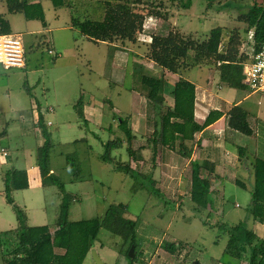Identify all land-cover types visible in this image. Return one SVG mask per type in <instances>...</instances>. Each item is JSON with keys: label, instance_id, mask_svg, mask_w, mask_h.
I'll return each instance as SVG.
<instances>
[{"label": "rangeland", "instance_id": "obj_1", "mask_svg": "<svg viewBox=\"0 0 264 264\" xmlns=\"http://www.w3.org/2000/svg\"><path fill=\"white\" fill-rule=\"evenodd\" d=\"M137 1L136 7L145 14L148 11H161L169 15L168 20L145 16V27L143 26L142 32L138 35L143 55H148L146 46L150 45L151 36L167 35L175 27L198 43L207 41L212 30L221 28L220 52L226 54L237 51L243 68L252 60L254 30L250 33L246 32L247 25L240 22L239 17L247 13L256 0H192L191 7L187 10L179 6L178 1L174 3L171 0ZM132 2L133 0H116L114 4L131 5ZM257 2L264 3V0ZM70 3H73V10L56 9L50 0H44L51 31L41 34L33 32L35 26L43 30L40 21L29 26L24 15L15 14L13 32L25 35L28 47L27 68L5 70L1 67L0 94L5 88L12 89L13 95L21 94L29 103L30 97L24 87L27 82V88L41 104L47 109H53V112L50 110L47 114V120L53 124L50 130L54 147L51 151L50 163L56 171V176L65 186V194H61L63 196L60 199L58 189L54 188L52 191L55 192L45 196L43 194L42 199L45 201L46 198V201L40 205L44 207L43 210L38 209L35 202L31 209L26 210L23 194L19 192L21 194H18L17 200L25 220L29 219V225L49 223L54 227L60 205L66 196L70 197L69 220L73 222L101 218L112 205L124 204L128 206L125 217L138 223L136 238L138 246L135 248L138 257L134 264H247L245 261L234 260L224 255L228 237L217 227L219 224L236 225L241 221H247L257 235L264 239V224L254 223L248 214L251 204L249 191L253 183L252 167L256 160V155L254 157L251 155L253 154L251 149L256 150L257 143L253 141L251 146L248 145L251 154H248L245 158L247 161L244 162L243 159L240 160L237 149L231 148L232 155L231 152H226L229 150L226 148L227 141L219 142L222 149H226L224 152L228 153L231 164L229 171L226 167L223 171L216 169L213 173L202 171L203 177L211 183L213 216L210 221L216 224L214 228L205 226L196 218L190 206L192 162L197 159L196 162L201 164L205 161L204 156H196L195 159L193 156L191 159L184 158L178 152L179 143L176 151L159 146L155 162L152 160L151 149L141 154L139 148L148 146V140L154 134L156 126H159L158 112L156 115L152 104L146 100L143 108L137 109L138 117L135 122L128 123L129 127L142 135L132 142V148L137 157L143 155L145 163L130 156L127 136L119 127L118 120L120 117L128 119L130 115L128 104L131 94L128 87L131 84L130 80L125 88L110 85L107 77L110 70L111 47L95 44L83 38L77 31L62 29L69 26L71 17L102 21L105 15L104 4L96 0H70ZM226 3H233L234 6L221 10ZM48 46L55 47L58 56L61 55L55 58L56 61L48 54ZM191 55H194V52ZM200 64L193 69L194 71L184 70L186 78L188 75L193 78L194 73L201 70L205 71L208 81L212 82L210 87L232 89L219 81V64L215 59H207ZM128 70L130 77L132 71L130 72L129 68ZM246 94L252 95L249 89L239 91V95ZM91 97L101 101L107 100V110L113 106L111 109L115 116L112 119L114 113L109 111V115L106 114L108 118L105 119V123L103 122L104 126L113 123L112 132L97 131L99 137L91 132L94 126L87 124L80 112ZM263 98L261 95L253 94L245 106L255 113L259 111L264 121ZM259 102H262L261 105ZM8 105L9 103L1 95L0 117L6 110L9 115H15L12 114V110L9 111ZM15 127L11 126L12 141L10 142L16 150L17 145L25 142L30 146L35 145L34 138L24 141L20 134L12 133ZM119 139L124 143L121 149L111 153L114 163L130 164L134 170L143 175L152 174L155 189L163 193V197L141 188L132 178L116 171L114 166L100 159L105 153L104 144ZM262 142L264 144V140ZM195 148L196 143L193 144L194 151ZM68 157L72 159L68 160ZM72 160L76 161L75 168L69 169L67 166ZM154 164L157 166L156 171L152 170ZM237 181L243 183L247 190L240 187ZM33 199L36 201L35 197L29 198V200ZM9 211L6 216L8 218L16 214L13 210ZM216 217L218 220L215 219ZM16 218H18L17 214L15 220ZM167 244L181 247L176 253L171 254L165 250ZM129 247L130 242L116 236L107 228H102L84 264H130L126 255ZM0 264H4L1 249Z\"/></svg>", "mask_w": 264, "mask_h": 264}, {"label": "trees", "instance_id": "obj_2", "mask_svg": "<svg viewBox=\"0 0 264 264\" xmlns=\"http://www.w3.org/2000/svg\"><path fill=\"white\" fill-rule=\"evenodd\" d=\"M56 9L71 7L70 0H50ZM104 4L105 15L102 21L81 20L72 17V26L81 36L88 40L100 43H115L121 41L124 46L127 42L137 43L138 35L143 30L145 16H154L164 20L169 19L168 13L161 11H148L146 14L140 10L138 1L133 0L131 5L120 3L114 4L116 0H96ZM178 1L179 6L184 10L191 7L192 0H171ZM213 1V0H210ZM34 0H5L10 14H22L27 20H37L46 25V17L43 5L33 3ZM233 3H226L221 10L232 8ZM148 7H150L148 5ZM239 21L247 25L246 32L254 30V51H259L264 44V3L256 2L249 7L247 13L241 14ZM10 23L0 16V36L11 35ZM222 39V29L212 30L207 41L198 43L188 35L181 32L178 27L173 28L168 36H154L148 45V55L146 57L161 67L163 70L180 75V80L176 83L173 91L175 99L174 109L165 106L164 88L165 80L163 75L155 77H142V94L154 106L159 114L158 127L148 140L147 147L139 148L141 154L144 150L152 151V160L158 154V147L178 150L184 158L191 159L193 156V144L195 135L202 132L207 127L216 123L222 116L219 111H212L204 123H199L195 118L196 85L183 77L184 70H193L199 67L202 61L215 59L219 64V81L228 87L238 91L247 90L244 83V68L241 67L237 51L226 54L220 52ZM194 52V55L191 53ZM228 125L231 129L246 135L252 136L253 129L248 121V113L241 106L233 107L228 113ZM119 127L126 134L129 144L128 152L130 156L139 161H144L143 155L137 157L133 151L132 142L135 140L133 131L128 126V119L119 118ZM38 128L41 129L44 144L38 152V166L41 171L43 183L46 186H55L61 193L65 194V186L62 180L51 174V151L54 147L52 134L42 115H40ZM123 140H110L104 144L105 153L100 159L114 166L118 172L132 178L140 184L141 188L147 189L150 193L163 197L164 194L155 189L153 175H143L134 170L130 164H115L111 153L123 147ZM240 160L248 157L246 148L238 147ZM70 157V156H69ZM68 160L72 159L69 158ZM69 162V161H68ZM76 161L68 163L67 168H75ZM152 170L156 171L154 164ZM206 170L215 172V167L209 162H192V185L190 206L192 211L205 226L214 228L215 223H211L213 216L211 203L213 195L211 183L202 175ZM253 183L250 189L251 204L248 214L254 223L264 224V160L256 159L252 167ZM240 187L247 190V187L240 181L236 182ZM5 188L7 202L14 206L18 219L19 228L13 231L0 232V249L3 254L4 264H84L90 251L99 236L102 228H107L116 236L122 237L130 242L127 257L130 264H134L137 259L135 250V260L129 257V250L132 246L137 248V221L127 219L128 206L124 204L112 205L107 213L97 219L73 222L69 220L70 200L69 196L63 198L60 205V212L56 221V230L51 232L48 226L28 227L23 212L14 204L12 198L13 191L27 190L29 183L25 171H7L5 173ZM167 204V201L166 203ZM218 220V218H215ZM220 232L228 237V244L224 255L234 260L245 261L247 264H264V239H261L254 228L250 227L247 221H241L236 225L219 224ZM181 247L176 244L165 245V250L171 254L177 252ZM57 249L64 250L63 254H58Z\"/></svg>", "mask_w": 264, "mask_h": 264}, {"label": "crops", "instance_id": "obj_3", "mask_svg": "<svg viewBox=\"0 0 264 264\" xmlns=\"http://www.w3.org/2000/svg\"><path fill=\"white\" fill-rule=\"evenodd\" d=\"M39 2L43 5L44 8L45 7L44 0H34L33 3H39ZM72 6L73 3H71V7L69 8L73 10ZM44 11L46 17V25L44 26L42 24L43 30L35 26V28H33L34 33L41 34V32L45 33L51 31L50 29L51 26L47 20L45 8ZM14 15L15 14H10L8 12L5 0H0V16L4 17L10 23L12 34H16L13 32V27H14L13 18L15 17ZM24 19L26 23L29 24V26L31 24H36L35 22H39L37 20H33V21L27 20L25 16ZM143 26L145 27V25ZM26 29H28V27ZM62 29L66 31L67 30L76 31L72 26V17L69 26L62 27ZM169 33L167 35H162V36H168ZM17 35H21L27 50L28 47H27L25 35L23 34H17ZM153 37L154 36H151L150 38L151 42ZM95 44L109 45L111 47V51L109 55L110 70L107 77L109 84L112 86L125 88L127 87L129 80L131 82L130 86H128L129 91H131L130 93L132 94L129 95L130 102L128 104L130 105L129 106L130 115L128 116V123L132 122L133 124L135 122V120L138 117L137 109L143 108L144 101L145 100L148 101L147 98L141 92L142 90L141 80L142 77L144 76L149 78V77L163 75L165 80V88L163 94L165 99V106L174 109L175 99L173 96V91L175 89L176 83L180 80L181 76L165 71L157 64H155L153 61L149 60L146 57V55L142 54L139 41L133 44L127 42L124 46L121 47H119V44L123 45L121 41H117L112 44L106 42H100ZM147 47L148 46H146V48ZM47 49L48 52L50 50H53L57 54L55 47L49 48L48 46ZM54 60L56 61L55 58ZM130 62L132 63V65ZM128 68L130 69V72L132 71L130 76L131 78L129 77ZM1 73H2V68L0 66V75ZM194 74H193L194 75L193 78H190L191 75H188V77L186 78L185 71L183 72V77L190 80L196 85L195 118L197 119V121L199 123H204L212 111H219L222 113L221 118L216 123L212 124L211 126L204 129L202 132H199L195 135L196 148L193 153L194 159L196 158V156L201 157L203 155L205 161H209L215 167V171L216 169L217 171L219 170L223 171L225 170L224 167H226L227 168L226 170L229 171L230 170L229 164H231V161L228 158V153L226 152L229 151L232 154L233 150L237 149L238 147L246 148L248 150V145L251 146V143L255 141L257 143V145H255L256 150L251 149L252 150L251 152L253 154H251L249 150L248 152L253 157L256 155V159L264 160V144L262 142V140H264V121L260 117L259 111L255 113L245 106L246 103L249 102L253 94L239 95V91L233 88L225 89V87H210V83L212 82L208 81L209 78L205 74V71L203 72L201 70H198V72ZM24 87L27 95L30 97L29 103L28 101H26L27 99H24V97L21 94L13 95L12 89L6 90L5 88L4 91L0 94V96L2 95V98L9 103L8 105L9 111L12 110L13 112L12 114H15L14 116H11L7 113L6 110L2 112L3 115L0 117V127H1L0 139H2L0 146L3 145L0 150V232L2 233L13 231L19 228V219L16 218L15 220V215L17 214V212L14 206H12L7 202V194L5 188V173L7 171L18 170V171H25L27 173L29 188L27 190L12 192V198L14 200V204L21 211H22L21 205L18 203L17 200L18 194L21 193L23 194V200H24L23 204L26 210L31 209L34 205V202L36 203L38 209L43 210L44 207L43 206H42L43 208L40 207V205H42L46 201L45 197H44L45 201L44 199H42L43 194L45 196L50 192H55L52 190H54V188H57L55 186L44 185L41 171L38 166V152L39 149L44 144V138L42 136L41 129L38 128L37 124L39 122L40 115H42L47 123L48 128L50 129L51 127H53L51 121L47 120L48 112L50 110L51 112H53V109L51 108L47 109L41 104V102L33 95V92L29 88H27V82H25ZM261 103L262 102H259V105H261ZM235 106H241L243 109L247 111L248 121L254 132L252 136L243 135L229 127L228 113ZM106 107H107V100L101 101L98 100L97 98L91 97V99H88V104L82 108L83 111H80L83 114V118L85 122L89 125L94 126L91 132L95 136H98L97 131L102 133L104 131L112 132L113 130V125H112L113 123L108 124V126H104L105 119L108 118L109 115L108 112L109 111L113 112V110L111 109V107L113 106H111L109 110H107ZM152 107L157 115L156 109L154 108L153 105ZM114 116L115 113L112 116V119ZM11 126H16L12 133L20 134V136L24 141L34 138L35 145L33 146L32 144V146H30L25 142L22 145L19 146L17 145L18 149L16 150L10 142L12 141L10 140ZM129 128L133 131L135 139L140 138V136H142L141 133H137L136 131H134L135 129H132L131 127ZM221 140L227 141L226 148L229 150H226L225 148L222 149V145L219 143ZM231 148H233V150ZM19 150L22 151L19 152ZM224 150H226V152H224ZM146 151L144 150L143 153H145ZM51 174H54L56 176V171L52 167V165H51ZM58 192L60 199H62L63 195L61 194L63 193H61L59 189ZM30 197L32 198L35 197L36 201H34L35 199L29 200ZM37 208H35V210L38 211ZM9 210H13V212L15 211L14 213H16L15 215L13 214L11 218L6 217L7 212L10 213ZM28 221L29 219L26 218V225L28 227L48 226L51 232H54L56 230V222L54 224L55 226L52 227L49 223L39 224V225H29ZM56 252L58 254H63L64 250L57 249Z\"/></svg>", "mask_w": 264, "mask_h": 264}, {"label": "built area", "instance_id": "obj_4", "mask_svg": "<svg viewBox=\"0 0 264 264\" xmlns=\"http://www.w3.org/2000/svg\"><path fill=\"white\" fill-rule=\"evenodd\" d=\"M49 54L58 57L53 50ZM0 66L5 70L27 67L26 47L21 35L0 36ZM244 83L252 94L264 97V44L253 52L252 60L244 66Z\"/></svg>", "mask_w": 264, "mask_h": 264}, {"label": "water", "instance_id": "obj_5", "mask_svg": "<svg viewBox=\"0 0 264 264\" xmlns=\"http://www.w3.org/2000/svg\"><path fill=\"white\" fill-rule=\"evenodd\" d=\"M129 257L131 259H134V257H135V246L131 247L130 252H129Z\"/></svg>", "mask_w": 264, "mask_h": 264}]
</instances>
